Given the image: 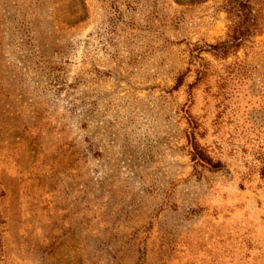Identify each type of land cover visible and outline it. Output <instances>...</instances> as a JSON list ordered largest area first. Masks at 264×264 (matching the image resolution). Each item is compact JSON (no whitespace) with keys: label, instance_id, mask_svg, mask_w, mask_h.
Listing matches in <instances>:
<instances>
[{"label":"rangeland","instance_id":"374dc122","mask_svg":"<svg viewBox=\"0 0 264 264\" xmlns=\"http://www.w3.org/2000/svg\"><path fill=\"white\" fill-rule=\"evenodd\" d=\"M0 264H264V0H0Z\"/></svg>","mask_w":264,"mask_h":264},{"label":"trees","instance_id":"16d2710c","mask_svg":"<svg viewBox=\"0 0 264 264\" xmlns=\"http://www.w3.org/2000/svg\"><path fill=\"white\" fill-rule=\"evenodd\" d=\"M213 167L217 168L218 166L217 165H214Z\"/></svg>","mask_w":264,"mask_h":264}]
</instances>
